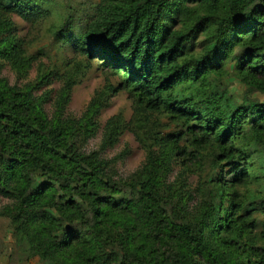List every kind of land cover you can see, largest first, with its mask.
<instances>
[{
  "label": "trees",
  "instance_id": "obj_1",
  "mask_svg": "<svg viewBox=\"0 0 264 264\" xmlns=\"http://www.w3.org/2000/svg\"><path fill=\"white\" fill-rule=\"evenodd\" d=\"M45 13L0 0V218L47 264H264V101L233 105L217 88L234 51L230 73L264 92V0H100L75 32L55 30L116 78L78 116L71 80L53 91L55 72L2 75L33 61L12 16ZM120 90L141 127L149 115L172 125L139 139L145 159L127 177L102 154L126 127L113 115L100 128ZM206 161L210 172L192 170Z\"/></svg>",
  "mask_w": 264,
  "mask_h": 264
},
{
  "label": "rangeland",
  "instance_id": "obj_2",
  "mask_svg": "<svg viewBox=\"0 0 264 264\" xmlns=\"http://www.w3.org/2000/svg\"><path fill=\"white\" fill-rule=\"evenodd\" d=\"M38 7L43 6L47 13L41 17L23 19L14 14L12 16L16 32L24 41V47L33 61L27 70V75H18L8 64L2 67V75L8 78L11 84L22 85L29 80H34L37 73L55 72L51 84L45 89L57 90L66 81L71 80L74 84L71 89V99L67 106L70 115L78 116L90 97L95 91H106L105 87L115 84L116 78L109 76L105 69L98 65L97 59H87L86 56L75 51L67 39L60 40L55 30L62 24L72 26V31L85 25L94 13L100 0H36ZM239 52V48H235ZM233 52H229L224 60L227 69L226 75L217 81V88L220 92L226 91L232 98L233 105L241 102L264 101V92L242 83L233 73L235 60L232 59ZM48 108V107H47ZM133 102L124 90L117 91L110 97L108 106L100 116L101 130L106 120L117 115L125 124L118 142L105 149L102 154L108 158L115 157V168L122 177L129 176L139 168L145 159V149L140 138L148 130L158 132L157 135H164L171 130L167 119L162 116H147L146 124L142 118H134ZM128 124V127L127 125ZM101 130L89 139L86 150H98L101 143ZM182 146L184 141H180ZM178 166L173 168V176L177 173ZM203 170L192 168L194 172H210L209 162L206 161ZM173 176H171L173 178ZM190 181L195 182L196 175H191ZM6 199L0 197V205ZM0 264H47L31 253L22 233L16 229L6 218H0Z\"/></svg>",
  "mask_w": 264,
  "mask_h": 264
}]
</instances>
